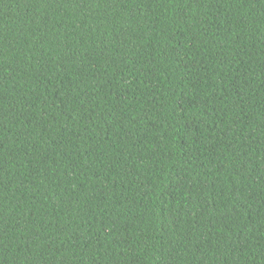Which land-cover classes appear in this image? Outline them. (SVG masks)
<instances>
[{
    "label": "trees",
    "instance_id": "obj_1",
    "mask_svg": "<svg viewBox=\"0 0 264 264\" xmlns=\"http://www.w3.org/2000/svg\"><path fill=\"white\" fill-rule=\"evenodd\" d=\"M0 264H264V0H0Z\"/></svg>",
    "mask_w": 264,
    "mask_h": 264
}]
</instances>
